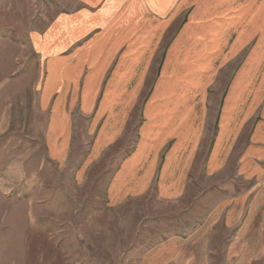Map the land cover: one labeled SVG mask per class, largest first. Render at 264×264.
Segmentation results:
<instances>
[{"label": "crops", "instance_id": "0c3cea01", "mask_svg": "<svg viewBox=\"0 0 264 264\" xmlns=\"http://www.w3.org/2000/svg\"><path fill=\"white\" fill-rule=\"evenodd\" d=\"M223 1L228 0H217ZM81 2L87 8L79 17L62 16L43 38H34L44 54L52 51L42 93L51 155L71 154L80 131L77 115L86 170L116 150V169L107 183L112 201L153 193L162 202L178 203L192 187L216 188L226 198L209 219H223L232 228L228 251L243 260L262 250V32L244 35L240 44L225 38L224 45L215 40L201 45L205 37L188 47L179 37L171 43L168 35L163 38L169 20L156 12L166 8L149 0H139L147 12L140 20L131 14L137 0ZM251 4L216 6L224 11L220 25L249 18ZM263 5L257 2L258 12ZM260 18L253 17L254 23ZM159 44L165 50L158 62Z\"/></svg>", "mask_w": 264, "mask_h": 264}, {"label": "rangeland", "instance_id": "374dc122", "mask_svg": "<svg viewBox=\"0 0 264 264\" xmlns=\"http://www.w3.org/2000/svg\"><path fill=\"white\" fill-rule=\"evenodd\" d=\"M137 1L131 14L140 20L147 12ZM149 1L166 8L156 13L169 20L162 36L170 43L179 37L189 47L206 37L201 45L215 40L219 46L225 38L240 44L244 35H264V8H256L264 0H252L249 18L224 27L216 6L246 0ZM86 8L81 0H0V264H264V245L243 260L228 251L232 228L209 219L226 198L216 188L192 187L178 203L153 193L112 201L107 183L116 150L86 170L81 117L75 116L80 131L69 157L51 155L42 93L52 51L44 54L34 38ZM164 50L159 44L158 62Z\"/></svg>", "mask_w": 264, "mask_h": 264}]
</instances>
